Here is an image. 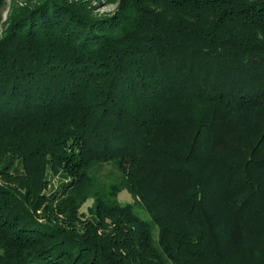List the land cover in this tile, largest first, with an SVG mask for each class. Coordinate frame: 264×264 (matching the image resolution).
Segmentation results:
<instances>
[{"label": "trees", "instance_id": "1", "mask_svg": "<svg viewBox=\"0 0 264 264\" xmlns=\"http://www.w3.org/2000/svg\"><path fill=\"white\" fill-rule=\"evenodd\" d=\"M114 1L13 0L0 264H264V0Z\"/></svg>", "mask_w": 264, "mask_h": 264}, {"label": "rangeland", "instance_id": "2", "mask_svg": "<svg viewBox=\"0 0 264 264\" xmlns=\"http://www.w3.org/2000/svg\"><path fill=\"white\" fill-rule=\"evenodd\" d=\"M19 5H25L27 0H16ZM70 2H84L89 4L92 8L93 13L97 17L111 16L114 15L118 9V2L114 0H69ZM3 9V17L0 21V38L3 36L4 31L7 27V19L12 9L13 0H6ZM100 178L102 180L112 181L115 178L116 172L111 165H105L100 167ZM117 200L121 204L133 203L132 195L128 191H122L118 194ZM94 199H89L86 204L82 207L81 211L85 214L88 213V207L93 205ZM137 211L143 218L150 219L149 214L144 210L143 207L135 206Z\"/></svg>", "mask_w": 264, "mask_h": 264}]
</instances>
